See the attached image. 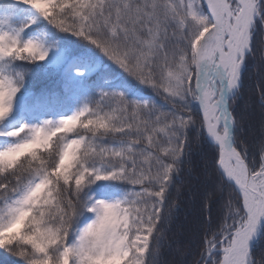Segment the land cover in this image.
Returning <instances> with one entry per match:
<instances>
[{
	"label": "snow or ice",
	"instance_id": "snow-or-ice-1",
	"mask_svg": "<svg viewBox=\"0 0 264 264\" xmlns=\"http://www.w3.org/2000/svg\"><path fill=\"white\" fill-rule=\"evenodd\" d=\"M0 264H264V0H0Z\"/></svg>",
	"mask_w": 264,
	"mask_h": 264
}]
</instances>
